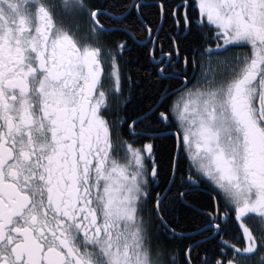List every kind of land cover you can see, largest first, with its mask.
<instances>
[{"label":"snow or ice","instance_id":"snow-or-ice-1","mask_svg":"<svg viewBox=\"0 0 264 264\" xmlns=\"http://www.w3.org/2000/svg\"><path fill=\"white\" fill-rule=\"evenodd\" d=\"M0 264H264V0H0Z\"/></svg>","mask_w":264,"mask_h":264},{"label":"trees","instance_id":"trees-1","mask_svg":"<svg viewBox=\"0 0 264 264\" xmlns=\"http://www.w3.org/2000/svg\"><path fill=\"white\" fill-rule=\"evenodd\" d=\"M141 86H143V85H141Z\"/></svg>","mask_w":264,"mask_h":264}]
</instances>
